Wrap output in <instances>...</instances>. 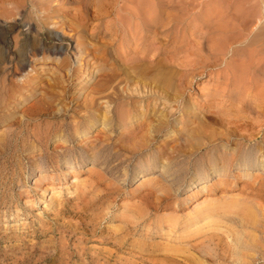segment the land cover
I'll return each instance as SVG.
<instances>
[{"label": "rangeland", "instance_id": "rangeland-1", "mask_svg": "<svg viewBox=\"0 0 264 264\" xmlns=\"http://www.w3.org/2000/svg\"><path fill=\"white\" fill-rule=\"evenodd\" d=\"M261 1L0 0V264H264Z\"/></svg>", "mask_w": 264, "mask_h": 264}, {"label": "bare ground", "instance_id": "bare-ground-1", "mask_svg": "<svg viewBox=\"0 0 264 264\" xmlns=\"http://www.w3.org/2000/svg\"><path fill=\"white\" fill-rule=\"evenodd\" d=\"M42 1V0H41ZM44 1V0H43ZM40 2V1H39ZM261 2H263V0L261 1ZM35 3V2H34ZM48 4H51V3H48ZM39 5H40V3H39ZM46 6V5H45ZM45 6H43V7H45ZM260 6H261V4H260ZM264 6V5H263ZM37 7V6H36ZM42 7V6H41ZM47 8V7H46ZM44 11V10H43ZM45 12V11H44ZM263 13V12H262ZM263 15V14H262ZM41 20V19H40ZM46 20V19H45ZM5 22V21H4ZM48 22V21H47ZM44 23V22H43ZM45 24V23H44ZM157 24V23H156ZM6 25V24H5ZM46 25V24H45ZM264 25V24H263ZM3 26H4V24H3ZM8 26V25H7ZM11 28H13V27H11ZM50 28V27H49ZM260 28H262V27H260ZM10 29V28H9ZM14 29V28H13ZM28 29H30V28H28ZM27 29V30H28ZM45 29V28H44ZM74 29V28H73ZM26 30V29H25ZM46 30V29H45ZM65 30V29H64ZM156 30V29H155ZM260 30H262V29H260ZM0 31H2V29L0 30ZM4 31V30H3ZM20 31V30H19ZM31 31V30H30ZM50 31V30H49ZM79 31V30H78ZM158 31V30H157ZM5 33V32H4ZM27 33V32H26ZM58 33V32H57ZM25 34V33H24ZM37 34V33H36ZM35 34V35H36ZM67 34H68V32H67ZM70 34V33H69ZM264 34V33H263ZM6 36H7V32H6V34H5ZM258 35V34H257ZM262 35V33L259 35V36H261ZM37 36V35H36ZM39 36V35H38ZM58 36V35H57ZM67 36V35H66ZM69 36V35H68ZM259 36H257V37H259ZM263 36V35H262ZM1 37V36H0ZM50 37V36H49ZM54 37V36H53ZM52 37V38H53ZM70 37H71V34H70ZM7 38V37H6ZM67 38V37H66ZM73 38V37H72ZM254 38V37H253ZM253 38H251V39H253ZM2 39H3V37H2ZM11 39V38H10ZM28 39V38H27ZM36 39V38H35ZM55 39V38H54ZM62 39V38H61ZM237 39V38H236ZM255 39V38H254ZM13 40H15V39H13ZM19 40V39H18ZM17 40V41H18ZM40 40V39H39ZM89 40V39H88ZM256 40H258V39H256ZM256 40H255V43H256ZM72 41H73V39H72ZM235 41V40H234ZM251 41V40H250ZM4 42V41H3ZM217 42V41H216ZM232 42H233V40H232ZM6 43V42H5ZM22 43H24V42H22ZM36 43H38V42H36ZM86 43V42H85ZM257 43H259V42H257ZM256 43V44H257ZM9 44H10V42H9ZM12 44V43H11ZM19 44H20V42H19ZM43 44V43H42ZM16 45V44H15ZM26 45V44H25ZM29 45V44H28ZM214 44H212V46H213ZM228 45V44H227ZM230 46H233V45H231V44H229ZM255 45V44H254ZM1 46V45H0ZM85 46V45H84ZM212 46H210V47H212ZM226 46V45H225ZM9 47V46H8ZM25 48H26V46H24ZM29 47H30V45H29ZM63 47V46H62ZM62 47H61V49H62ZM100 47V46H99ZM215 47H216V45H215ZM220 47V46H219ZM227 47V46H226ZM225 47V48H226ZM11 48V47H10ZM38 48V47H37ZM101 48H102V46H101ZM108 48V47H107ZM225 48H224V50H225ZM236 48V47H235ZM8 49V48H7ZM19 48H17V50H18ZM31 49V48H30ZM43 49V48H42ZM78 49H80L81 50V48H78ZM102 49H104V47L102 48ZM228 49V48H227ZM2 50H4V49H2ZM17 50H15V51H17ZM60 50V49H59ZM74 50V49H73ZM99 50H101L100 48H99ZM212 50H213V48H211V52H212ZM218 50H219V48H218ZM14 51V50H13ZM14 51V52H15ZM21 51H23V50H21ZM29 51V50H28ZM27 51V52H28ZM33 51H34V48H33ZM62 51V50H61ZM65 51V50H64ZM228 51V50H227ZM9 52V51H8ZM18 52V51H17ZM16 52V53H17ZM58 52V51H57ZM84 52V51H83ZM88 52V51H87ZM210 52V53H211ZM220 52V51H219ZM223 52V51H222ZM19 53V52H18ZM39 53H40V51H39ZM38 53V54H39ZM45 53V52H44ZM56 53V52H55ZM61 53V52H60ZM99 53H101V52H99ZM215 53H217V52H215ZM224 53V52H223ZM238 53V52H237ZM9 54V53H8ZM36 54H37V52H36ZM175 54V53H174ZM226 54V53H225ZM224 54V55H225ZM231 54H232V52H231ZM15 55H17V54H15ZM20 55V54H19ZM30 55V54H29ZM62 55V54H61ZM60 55V56H61ZM115 55V54H114ZM215 55V54H214ZM217 55V54H216ZM31 56V55H30ZM40 56V55H39ZM52 56V55H51ZM51 56H49V57H51ZM82 56V55H81ZM13 57V56H12ZM20 57H21V55H20ZM26 57V56H25ZM37 57V56H36ZM42 57V56H41ZM45 57V56H44ZM49 57H45V58H49ZM59 57V56H58ZM79 56L77 55V58H78ZM85 57V56H84ZM83 57V58H84ZM88 57V56H87ZM104 57H105V55H104ZM1 58V57H0ZM14 58V57H13ZM54 58V57H53ZM57 58V57H56ZM80 58V57H79ZM78 58V59H79ZM86 58V57H85ZM8 59V58H7ZM38 59V58H37ZM43 59V58H42ZM52 59V58H51ZM55 59V58H54ZM60 58H58V60H59ZM76 59V58H75ZM145 59V58H144ZM144 59H142V60H144ZM14 60V59H13ZM18 60V59H17ZM32 60L33 59H31V62H32ZM35 60V59H34ZM44 60V59H43ZM47 60V59H46ZM53 60V59H52ZM57 60V61H58ZM141 60V59H140ZM139 60V61H140ZM36 61V60H35ZM42 61V60H41ZM145 61V60H144ZM20 62V61H19ZM30 62V61H29ZM160 62H161V60H160ZM34 63V62H33ZM37 63V62H36ZM40 63V62H39ZM64 63V62H63ZM126 63V62H125ZM124 63V64H125ZM153 63V62H152ZM30 64V63H29ZM45 64V63H44ZM84 64V63H83ZM85 64H88V63H85ZM33 65V64H32ZM79 65H81V64H79ZM153 65V64H152ZM88 66V65H87ZM116 66V65H115ZM246 66V65H245ZM249 66V65H248ZM81 67V66H80ZM79 67V68H80ZM157 67H160V66H157ZM166 67V66H165ZM254 67V66H253ZM54 68V67H53ZM56 68V67H55ZM146 68V67H145ZM151 68H152V66H151ZM158 69V68H157ZM164 69V68H163ZM163 69H161V71L163 70ZM240 69V68H239ZM87 70H88V68H87ZM120 70H121V68H120ZM137 70V69H136ZM155 70H156V68H155ZM83 71V70H82ZM62 72V71H61ZM77 73V72H76ZM127 73V72H126ZM125 74V73H124ZM109 76V75H108ZM108 76H107V78H108ZM112 76H114V75H112ZM112 76H110V77H112ZM127 76V75H126ZM116 77V76H115ZM125 77V76H124ZM123 77V78H124ZM61 78H62V76H61ZM69 79H70V77H69ZM139 79V78H138ZM172 79V78H171ZM79 80V79H78ZM82 80V79H81ZM107 80V79H106ZM112 80V79H111ZM114 80V79H113ZM112 80V81H113ZM31 81V80H30ZM62 81V80H61ZM109 81H110V79H109ZM136 81V80H135ZM104 83L106 82V81H103ZM116 82V81H115ZM55 83V82H54ZM66 83V82H65ZM77 83V82H76ZM106 83H109V82H106ZM127 84L129 83V82H126ZM125 83V84H126ZM62 84V83H61ZM114 84V83H113ZM121 84V83H120ZM126 84V85H127ZM59 85V84H58ZM108 85H110V83L108 84ZM115 85V84H114ZM119 85V84H118ZM133 85H135V84H133ZM99 86V85H98ZM104 86V85H103ZM125 86V85H124ZM55 87V86H54ZM96 87V86H95ZM107 87V86H106ZM115 86H113V88H114ZM117 87H119V86H117ZM171 87V86H170ZM111 88V87H110ZM120 88H122V87H120ZM172 88V87H171ZM93 89V88H92ZM96 89V88H95ZM84 90V89H83ZM88 91V90H87ZM99 91H101V90H99ZM136 91V90H135ZM134 91V92H135ZM138 91V90H137ZM152 91V90H151ZM61 92V91H60ZM76 92H77V90H76ZM88 93V92H87ZM122 93V92H121ZM124 93V92H123ZM128 93V92H127ZM155 93V92H154ZM156 93H158V92H156ZM155 93V94H156ZM58 94V93H57ZM89 94V93H88ZM96 94V93H95ZM105 94H107V92L106 93H104V95ZM46 95V94H45ZM54 95V94H53ZM60 95V94H59ZM76 95V94H75ZM108 95H109V93H108ZM111 95H113V94H111ZM161 96V95H160ZM53 97V96H52ZM60 97V96H59ZM40 98H43V97H40ZM39 98V99H40ZM81 98H82V96H81ZM126 98V97H125ZM10 100V99H9ZM50 100V99H49ZM72 100H75V99H72ZM144 100V99H143ZM40 101H42V100H40ZM58 101V100H57ZM65 101V100H64ZM77 101V100H76ZM116 101V100H115ZM158 101V100H157ZM167 101V100H166ZM52 102V101H51ZM107 102V101H106ZM154 102V101H153ZM152 102V103H153ZM156 102V101H155ZM41 103H44V102H41ZM46 103V102H45ZM111 103V102H110ZM37 104V103H36ZM45 105V104H44ZM143 105V104H142ZM154 105V104H153ZM49 106V105H48ZM86 106V105H85ZM192 106V105H191ZM42 108H43V106H41ZM45 107V106H44ZM105 107H106V105H105ZM104 107V108H105ZM142 107V106H141ZM189 107V106H188ZM264 107V106H263ZM47 108V107H46ZM65 108H67L66 106H65ZM155 108V107H154ZM153 108V109H154ZM37 109V108H36ZM40 110H41V108H39ZM185 109V108H184ZM264 109V108H263ZM31 110V109H30ZM39 110V111H40ZM43 110V109H42ZM111 110V109H110ZM155 110H156V108H155ZM260 110V109H259ZM262 110V109H261ZM260 110V111H261ZM35 111V110H34ZM39 111H37V112H39ZM103 111V110H102ZM144 111V110H143ZM188 111H189V109H188ZM49 112V111H48ZM59 112V111H58ZM107 112V111H106ZM142 112V111H141ZM146 112V111H145ZM196 112V111H195ZM32 113V112H31ZM51 113V112H50ZM148 113H149V111H148ZM191 113H193V112H191ZM203 113V112H202ZM247 113H249V112H247ZM251 113V112H250ZM254 113V112H253ZM252 113V114H253ZM258 113V112H257ZM24 114V113H23ZM27 114V113H26ZM25 114V115H26ZM30 114V113H29ZM36 114V113H35ZM220 114V113H219ZM256 114V113H255ZM41 115V114H40ZM52 115V114H51ZM50 115V116H51ZM152 115V114H151ZM200 115V114H199ZM212 115V114H211ZM226 115V114H225ZM230 115V114H229ZM245 115V114H244ZM258 115V114H257ZM182 116V115H181ZM227 116V115H226ZM32 117V116H31ZM56 117V116H55ZM153 117V116H152ZM167 117H169L168 115H167ZM184 117H185V115H184ZM247 117V116H246ZM25 118H27V117H25ZM103 118V117H102ZM197 118V117H196ZM209 118V117H208ZM220 118H221V116H220ZM219 117H217V116H211V119H214V120H216V121H218V122H220V125L222 124V123H225L222 119H220ZM242 118H244V117H242ZM248 118V117H247ZM34 119V118H33ZM37 119V118H36ZM39 119V118H38ZM60 119V118H59ZM165 119V118H164ZM55 120H56V118H55ZM94 120V119H93ZM167 120V119H166ZM244 120V119H243ZM54 121V120H53ZM141 121V120H140ZM146 121V120H145ZM165 121V120H164ZM212 121V120H211ZM232 121V120H231ZM237 121H240V120H237ZM92 122V121H91ZM222 122V123H221ZM163 123V122H162ZM177 124V123H176ZM253 124V123H252ZM169 125V124H168ZM167 125V126H168ZM205 125V124H204ZM259 125V124H258ZM184 126V125H183ZM151 127V126H150ZM191 127V126H190ZM230 126H226L225 128H227V130H228V128H229ZM244 127H245V125H235L232 129L231 128H229V131L227 132V136L229 137L228 139H229V141L232 139V138H234L235 140L237 139V138H239L238 140L239 141H241V140H245V139H247L248 140V142L249 143H252V142H254L253 140V136H250V137H248L247 138V136H245L244 134H242L243 132H242V129H244ZM162 128V127H161ZM161 128H158V129H161ZM165 128H166V126H165ZM180 128V127H179ZM197 128V127H196ZM199 128V127H198ZM91 130V129H90ZM200 131V130H199ZM198 131V132H199ZM212 131V130H211ZM152 133V132H151ZM161 133V132H160ZM203 133V132H202ZM200 134V133H199ZM205 134V133H204ZM56 135V134H55ZM61 135V134H60ZM147 135V134H146ZM174 135V134H173ZM211 135V134H210ZM218 134H216V136H217ZM221 135V134H220ZM57 136V135H56ZM59 136V135H58ZM57 136V137H58ZM178 136V135H177ZM202 136H206V134L205 135H202ZM148 137V136H147ZM156 137V136H155ZM154 137V138H155ZM168 137V136H167ZM171 137H172V135H171ZM201 137V136H200ZM208 137V136H207ZM220 137V136H219ZM86 138V137H85ZM193 138V137H192ZM214 138V137H213ZM259 138V137H258ZM135 139V138H134ZM151 139V138H150ZM211 139V138H210ZM210 139H208V141H206V142H204L203 143V147H205V148H208L209 146H212V147H214V146H216V144H215V142H216V140L217 139H214V140H210ZM92 140V139H91ZM110 140V139H109ZM174 140V139H173ZM19 141V140H18ZM61 141V140H60ZM147 141H148V139H147ZM86 142H87V140H86ZM146 142V141H145ZM169 142V141H168ZM171 142V141H170ZM173 142V141H172ZM189 141H187L186 143H188ZM191 142V141H190ZM135 143V142H134ZM151 143H153V142H151ZM192 143V142H191ZM200 143V142H199ZM230 143V142H229ZM17 144V143H16ZM159 144V143H158ZM162 144V143H161ZM166 144H167V142H166ZM190 144V143H189ZM148 145V144H147ZM169 145H171V144H169ZM191 145V144H190ZM248 145V144H247ZM85 146V145H84ZM124 146V145H123ZM131 146V145H130ZM158 146V145H157ZM184 145H181V144H179V145H177V146H174V147H172V148H165L164 149V151H160V157L162 156L163 158H166V160H168L169 159V157H171V156H174V155H182V156H186V157H191L193 154H195V152L194 151H192L191 153H186L187 151H186V147H183ZM198 146V145H197ZM234 146V145H233ZM103 147V146H102ZM119 147V146H118ZM165 147V146H164ZM128 148V147H127ZM137 148V147H136ZM160 148V147H159ZM162 148V147H161ZM189 148V147H188ZM78 149V148H77ZM121 149V148H120ZM124 149V148H123ZM131 149H133V148H131ZM131 149H129V150H131ZM158 149V148H157ZM137 150V149H136ZM139 150V149H138ZM86 152V151H85ZM120 152V151H119ZM123 152V151H122ZM1 153V152H0ZM250 152H247L246 150H244L243 148H241L239 145H237V148L234 150V152L231 154V156L229 157V158H225L224 159V162H223V168H224V171H226V169H228V170H230V168L231 167H235V166H238L239 168L241 167L243 170H256V169H258L259 167L258 166H263L264 167V152H260V156H258L259 158L257 159L256 158V156H253L254 158H250L251 156H249V155H247V154H249ZM256 153H258V155H259V150H257L256 149ZM30 154V153H29ZM128 154V153H127ZM131 154V153H130ZM253 154V153H252ZM13 155V154H12ZM94 155V154H93ZM254 155H256L255 154V151H254ZM135 156V155H134ZM93 158V157H92ZM125 158V157H124ZM129 158V157H128ZM192 158V157H191ZM177 159V158H176ZM36 161V160H35ZM160 161H161V158H160ZM175 161V160H174ZM218 161H219V158L218 159H215V160H213V162H212V166L213 167H216V166H214V165H216L217 163H218ZM37 162V161H36ZM177 162V161H176ZM166 163V162H165ZM14 164V163H13ZM116 164V163H115ZM162 164V163H161ZM185 164V163H184ZM190 164V163H189ZM73 165V164H72ZM8 166V165H7ZM91 166V165H90ZM253 167V168H252ZM93 168V167H92ZM223 168H221V169H218V170H213L214 172L213 173H215V172H219V171H222L223 170ZM62 169V168H61ZM82 169V168H81ZM162 169V168H161ZM77 170V169H76ZM102 170H103V168H102ZM105 170V169H104ZM110 170V169H109ZM156 170V169H155ZM206 170V169H205ZM240 170V169H239ZM74 171V170H73ZM164 171V170H163ZM211 171V170H210ZM242 171V170H241ZM125 172V171H124ZM180 172V171H179ZM187 172H188V170H187ZM251 172V171H250ZM254 172V171H253ZM252 172V173H253ZM263 172V171H262ZM52 173V172H51ZM104 173V172H103ZM169 173V172H168ZM177 173V172H176ZM212 173V174H213ZM77 174V173H76ZM146 174V173H145ZM69 175V174H68ZM128 175H129V173H128ZM153 175V174H152ZM53 176V175H52ZM261 176V175H260ZM128 177V176H127ZM174 177V176H173ZM172 177V178H173ZM219 177V176H218ZM239 177V176H238ZM26 178V177H25ZM91 178V177H90ZM129 178V177H128ZM145 178V177H144ZM163 178V177H162ZM92 179V178H91ZM65 180V179H64ZM94 180V179H93ZM141 180V179H140ZM155 180V179H154ZM167 180V179H166ZM210 180V179H209ZM251 180V179H250ZM97 181V180H96ZM76 182V181H75ZM106 182V181H105ZM140 182V181H139ZM239 182V181H238ZM237 182V183H238ZM79 183V182H78ZM168 183V182H167ZM178 183V182H177ZM185 183V182H184ZM73 184V183H72ZM195 184H196V182H193L192 183V185H193V187L195 186ZM83 185V184H82ZM171 185V184H170ZM245 185V184H244ZM249 185V184H248ZM233 186V185H232ZM238 186H240V185H238ZM250 186V185H249ZM260 186H262V185H260ZM171 187V186H170ZM246 187V186H245ZM187 188V187H186ZM12 189V188H11ZM60 189V188H59ZM196 189V188H195ZM236 189V188H235ZM244 189V188H243ZM252 189V188H251ZM13 190H14V188H13ZM89 190V189H88ZM138 190V189H137ZM194 190V189H193ZM240 190V189H239ZM260 190H262V188H260ZM174 191V190H173ZM180 191V190H179ZM231 192V191H230ZM237 192V191H236ZM91 193V192H90ZM144 193V192H143ZM173 193H175V191L173 192ZM76 194V193H75ZM148 194V193H147ZM147 194H145L144 196H146ZM239 194H240V192H239ZM93 195V194H92ZM131 195V194H130ZM149 195V194H148ZM252 195V194H251ZM70 196V195H69ZM109 196V195H108ZM152 196V195H151ZM151 196H149V197H151ZM237 196V195H236ZM242 196H243V194H242ZM241 196V197H242ZM261 196V195H260ZM74 197V196H73ZM138 197V196H137ZM140 197H141V194H140ZM204 197V196H203ZM222 197V196H221ZM248 197H249V195H248ZM134 198V197H133ZM143 198V197H142ZM141 198V199H142ZM146 198H147V196H146ZM207 198V197H206ZM212 198V197H211ZM244 198V197H243ZM72 199V198H71ZM154 199V198H153ZM178 199V198H177ZM106 200V199H105ZM128 200V199H127ZM130 200V199H129ZM193 200V199H192ZM212 200V199H211ZM246 200V199H245ZM80 201V200H79ZM146 201H148V200H146ZM151 201V200H150ZM154 201V200H153ZM162 201V200H161ZM164 201V200H163ZM237 201H240V200H237ZM102 202H104V201H102ZM137 202V201H136ZM178 202H180V201H178ZM197 202V201H196ZM220 202V201H219ZM143 203V202H142ZM162 204V203H161ZM237 204H238V202H237ZM258 204H260V202L258 203ZM68 205V204H67ZM105 205V204H104ZM127 205V204H126ZM139 205V204H138ZM150 205V204H149ZM178 205V204H177ZM236 205V204H235ZM145 206V205H144ZM187 206V205H186ZM228 206V205H227ZM226 206V207H227ZM237 206V205H236ZM245 206V205H244ZM65 207V206H64ZM141 207V206H140ZM159 207V206H158ZM222 207V206H221ZM235 207V206H234ZM246 207V206H245ZM249 207V206H248ZM245 208V209H249V208ZM256 207V206H255ZM259 207V206H258ZM146 208V207H145ZM153 208H154V206H153ZM187 208V207H186ZM219 208H220V204H219ZM229 208V207H228ZM86 209V208H85ZM147 209V208H146ZM149 209V208H148ZM147 209V210H148ZM223 209H224V207H223ZM98 210V209H97ZM125 210V209H124ZM126 210H128L129 211V209H126ZM136 210V209H135ZM242 210V209H241ZM131 211V210H130ZM158 211V210H157ZM163 211V210H162ZM224 211V210H223ZM243 211H245V210H243ZM242 211V212H243ZM262 211V210H261ZM67 212V211H66ZM120 212H123V211H120ZM125 212H127V211H125ZM136 212V211H135ZM160 212V211H159ZM208 212V211H207ZM236 212V211H235ZM258 212H260V211H258ZM70 213V212H69ZM114 213V212H113ZM164 213V212H163ZM212 213V212H211ZM226 213V212H225ZM230 213V212H229ZM232 213V212H231ZM255 213H256V211H255ZM77 214V213H76ZM134 214V213H133ZM181 214V213H180ZM199 214V213H198ZM207 214V213H206ZM243 214H245V213H243ZM259 214V213H258ZM87 215H89V214H87ZM131 215H132V212H131ZM179 215V214H178ZM224 215V214H223ZM229 215V214H228ZM114 216V215H113ZM138 216V215H137ZM262 216V215H261ZM260 216V217H261ZM123 217V216H122ZM178 217V216H177ZM180 217V216H179ZM187 217V216H186ZM204 217V216H203ZM214 217V216H213ZM217 217V216H216ZM220 217V216H219ZM225 217V216H224ZM227 217V216H226ZM135 218H138V217H135ZM238 218V217H237ZM109 219V218H108ZM132 219V218H131ZM130 219V220H131ZM139 219V218H138ZM141 219V218H140ZM152 219V218H151ZM150 219V220H151ZM159 219H160V217H159ZM195 219V218H194ZM207 219H209L208 217H207ZM206 219V220H207ZM219 219H221V218H219ZM219 219H217V221L219 220ZM83 220V219H82ZM136 220V219H135ZM147 220V219H146ZM153 220V219H152ZM151 220V221H152ZM172 220H173V218H172ZM175 220V219H174ZM205 220V221H206ZM233 220V219H232ZM150 221V222H151ZM157 221V220H156ZM159 221V220H158ZM161 221H162V219H161ZM170 221V220H169ZM191 221H193V220H191ZM230 221V220H229ZM235 221V220H234ZM239 220H237V222H238ZM255 221V220H254ZM83 222V221H82ZM183 222V221H182ZM187 222V221H186ZM202 222V221H201ZM221 222H223V220H221ZM225 222H227V221H225ZM232 222V221H231ZM86 223V222H85ZM124 223V222H123ZM144 223H145V221L143 222V225H144ZM148 223V222H147ZM153 223V222H152ZM156 223V222H155ZM154 223V224H155ZM162 222H160V224H161ZM214 223V222H213ZM228 223V222H227ZM251 223V222H250ZM121 224V223H120ZM127 224V223H126ZM139 224V223H138ZM169 224V223H168ZM253 224V223H252ZM60 225V224H59ZM102 225H103V223H102ZM128 225V224H127ZM148 225V224H147ZM151 225V224H150ZM149 225V226H150ZM198 225V224H197ZM224 225V224H223ZM237 225V224H236ZM43 226V225H42ZM67 226V225H66ZM126 226V225H125ZM161 226V225H160ZM169 226V225H168ZM188 226V225H187ZM211 227H212V225H210ZM220 226V225H219ZM243 226V225H242ZM99 227V226H98ZM111 227H112V225H111ZM124 227V226H123ZM156 227V226H155ZM154 227V228H155ZM177 227V226H176ZM195 227V226H194ZM205 227V226H204ZM204 227H203V229H204ZM208 227V226H207ZM215 227V226H214ZM227 227V226H226ZM225 227V228H226ZM84 228V227H83ZM109 228V227H108ZM136 228V227H135ZM142 228V227H141ZM188 228V227H187ZM197 229H196V231L198 230V227H196ZM200 228V227H199ZM210 228V227H209ZM208 228V229H209ZM217 228V227H216ZM229 228V227H228ZM240 227L238 226V229H239ZM74 229V228H73ZM78 229V228H77ZM119 229V228H118ZM128 229H130L129 227H128ZM181 229V228H180ZM189 229V228H188ZM207 229V228H206ZM237 229V228H236ZM75 230V229H74ZM87 230V229H86ZM117 230V229H116ZM115 230V231H116ZM211 230V229H210ZM214 230V229H213ZM38 231V230H37ZM96 231V230H95ZM113 231V230H112ZM118 231V230H117ZM137 231V230H136ZM153 231V230H152ZM192 231H193V229H192ZM236 231H238V230H236ZM245 231V230H244ZM77 232V231H76ZM98 232V231H97ZM100 232V231H99ZM108 232V231H107ZM159 232V231H158ZM166 232V231H165ZM175 232V231H174ZM210 232V231H209ZM239 232V231H238ZM242 232V231H241ZM53 233V232H52ZM93 233V232H92ZM127 233V232H126ZM129 233H130V231H129ZM205 233V232H204ZM244 233V232H243ZM18 234V233H17ZM96 234H98V233H96ZM108 234V233H107ZM119 234V233H118ZM174 234V233H173ZM196 234V233H195ZM199 234H200V232H199ZM207 234V233H206ZM224 234V233H223ZM129 235V234H128ZM201 235V234H200ZM249 235V234H248ZM3 236V235H2ZM10 236V235H9ZM113 236V235H112ZM207 237H209L208 235H206ZM212 236L214 237L215 235H213L212 234ZM256 236V235H255ZM64 237H65V235H64ZM133 237V236H132ZM138 237V236H137ZM140 237V236H139ZM181 237V236H180ZM246 237V236H245ZM75 238V237H74ZM112 238V237H111ZM178 238V237H177ZM210 238V237H209ZM215 238V237H214ZM217 238V237H216ZM223 238V237H222ZM77 240H78V238H76ZM118 239V238H117ZM174 239V238H173ZM201 239H202V237H201ZM207 239V238H206ZM126 240V239H125ZM146 240H147V238H146ZM175 240V239H174ZM212 240V239H211ZM242 240V239H241ZM255 240V239H254ZM178 241V240H177ZM203 241H204V239H203ZM209 241V240H208ZM243 241V240H242ZM249 241H251L250 239H249ZM253 241V240H252ZM170 242V241H169ZM186 242V241H185ZM201 242V241H200ZM199 242V243H200ZM214 242V241H213ZM240 242V241H239ZM127 243V242H126ZM143 243V242H142ZM142 243H141V245H142ZM149 243V242H148ZM163 243V242H162ZM192 243H195V242H192ZM191 242H190V244H192ZM203 243V242H202ZM217 243V242H216ZM69 244V243H68ZM156 244H157V242H156ZM187 244H189V243H187ZM189 244V246H191ZM204 244V243H203ZM201 245V246H205V247H207L206 245ZM210 244V243H209ZM244 244V243H243ZM254 244V243H253ZM252 244V245H253ZM111 245H113V244H111ZM123 245V244H122ZM126 245V244H125ZM135 245V244H134ZM195 244H193V246H194ZM199 245V244H198ZM238 245V244H237ZM237 245H235V246H237ZM117 246V245H116ZM150 246V245H149ZM182 246V245H181ZM193 246H191L190 248H192ZM196 246V245H195ZM249 246V245H248ZM153 247V246H152ZM156 247H157V245H156ZM212 247V246H211ZM121 248V247H120ZM189 248V247H188ZM189 248V249H190ZM197 249H198V247H196ZM204 248V247H203ZM224 248V247H223ZM248 248V247H247ZM134 249V248H133ZM159 249V248H158ZM212 249H213V247H212ZM211 249V250H212ZM218 249V248H217ZM116 250V249H115ZM127 250V249H126ZM137 250V249H136ZM156 250V249H155ZM193 250H194V247H193ZM200 250H202L203 251V249H200ZM199 249L196 251V252H198V251H200ZM206 250V249H205ZM209 250V249H208ZM119 251V250H118ZM153 251H154V249H153ZM169 251V250H168ZM252 251V250H251ZM140 252V251H139ZM143 252H144V250H143ZM161 252V251H160ZM170 252V251H169ZM180 252H182V251H180ZM205 252V251H204ZM238 252V251H237ZM244 252V251H243ZM75 253V252H74ZM148 253V252H147ZM150 253V252H149ZM156 253V255H157V252H155ZM167 253V252H166ZM174 253V252H173ZM190 253V252H189ZM199 253V252H198ZM242 252L240 251V254H241ZM145 254V253H144ZM191 254V253H190ZM196 255H197V253H195ZM200 254V253H199ZM201 254H202V252H201ZM200 254V255H201ZM10 255V254H9ZM149 255V254H148ZM180 254H179V251H178V256H179ZM182 255V254H181ZM180 255V256H181ZM194 255V254H193ZM192 255V256H193ZM203 255H204V253H203ZM177 256V258L179 259V257ZM191 256V257H192ZM195 256V255H194ZM241 256H243V255H241ZM261 256H263V255H261ZM139 257V256H138ZM145 257V256H144ZM148 257V256H147ZM154 257V256H153ZM190 257V258H191ZM166 258H168V257H166ZM177 258H176V261H178L177 260ZM196 258V257H195ZM195 258H193L192 257V260L193 259H195ZM205 258V257H204ZM203 258V259H204ZM240 258V257H239ZM263 258V257H262ZM140 259V258H139ZM146 259V258H145ZM170 259H173V258H170ZM32 260V259H31ZM175 260V259H174ZM190 260V259H189ZM19 261V260H18ZM106 261H107V259H106ZM195 261H198V260H195ZM238 261V260H237ZM243 261V260H242ZM189 262H191V261H189ZM189 262H188V264H189ZM227 262V261H226ZM230 262V261H229ZM228 262V263H229ZM239 262H241L240 260H239ZM30 263V262H29ZM122 263V262H121ZM157 263H159V262H157ZM177 263V262H176ZM179 263V262H178ZM198 263H199V261H198ZM205 263H206V261H205ZM225 263V262H224ZM25 264V263H24ZM27 264V263H26ZM123 264V263H122ZM161 264V263H160ZM170 264V263H169ZM181 264H183V263H181ZM185 264V263H184ZM192 264V263H191ZM194 264H196V263H194ZM217 264V263H216ZM241 264V263H240ZM256 264V263H255Z\"/></svg>", "mask_w": 264, "mask_h": 264}]
</instances>
